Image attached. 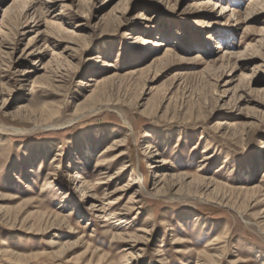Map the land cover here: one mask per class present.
Masks as SVG:
<instances>
[{
	"label": "rangeland",
	"instance_id": "374dc122",
	"mask_svg": "<svg viewBox=\"0 0 264 264\" xmlns=\"http://www.w3.org/2000/svg\"><path fill=\"white\" fill-rule=\"evenodd\" d=\"M0 264H264V0H0Z\"/></svg>",
	"mask_w": 264,
	"mask_h": 264
},
{
	"label": "bare ground",
	"instance_id": "6f19581e",
	"mask_svg": "<svg viewBox=\"0 0 264 264\" xmlns=\"http://www.w3.org/2000/svg\"><path fill=\"white\" fill-rule=\"evenodd\" d=\"M217 7H220V5L219 4H217L216 5ZM126 142V141H125ZM120 147V146H119ZM113 150H117V149H111V150H108V151H106V153H110V152H112ZM123 156H125V153H123V154H120V155H116V158L114 159V161L116 160V161H119V159H121V158H123ZM161 161H159V163H160ZM107 163H109V162H105V163H102L103 164V166H107L108 164ZM98 168H100V167H102L101 165H98L97 166ZM125 168H126V166H125ZM124 167L123 168H121V171H120V174H123L125 171H127L126 169H125ZM152 168V167H151ZM200 170H202V169H200ZM199 170V171H200ZM133 182V181H132ZM129 183L127 186L128 187H132V186H135L136 184L135 183ZM102 185H106L107 183L106 182H103V183H101ZM134 201V200H133ZM134 203V202H133Z\"/></svg>",
	"mask_w": 264,
	"mask_h": 264
}]
</instances>
